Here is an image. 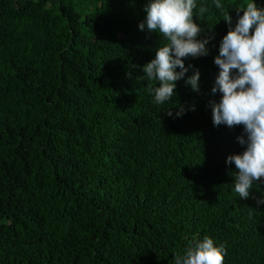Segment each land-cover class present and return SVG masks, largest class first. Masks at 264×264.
Here are the masks:
<instances>
[{"label": "trees", "instance_id": "16d2710c", "mask_svg": "<svg viewBox=\"0 0 264 264\" xmlns=\"http://www.w3.org/2000/svg\"><path fill=\"white\" fill-rule=\"evenodd\" d=\"M147 2L0 0V264H174L205 236L224 264H264V178L234 191L243 127L212 115L223 17L247 0H196L200 91L189 69L162 105L142 78L165 42L139 28Z\"/></svg>", "mask_w": 264, "mask_h": 264}, {"label": "clouds", "instance_id": "9594fccd", "mask_svg": "<svg viewBox=\"0 0 264 264\" xmlns=\"http://www.w3.org/2000/svg\"><path fill=\"white\" fill-rule=\"evenodd\" d=\"M217 9H223L220 0H214ZM196 0H148L144 6L145 19L140 30L158 33L162 40L155 58L143 66L148 80L147 90L154 95L157 105L172 100L176 82L184 78L189 69L193 74L186 84L193 91H200L201 73L194 65H185L189 57L207 56L208 39H200L202 29L194 20ZM238 10V21L232 26V17L225 13L223 19L229 30L223 37L219 55L214 64L219 73L215 78L213 93L221 94L219 102H212L213 123L228 128L243 127L238 137L244 151L229 155L227 164L235 165L234 191L241 199L250 196L254 182L264 178V8L256 0H247ZM243 15H239V11ZM208 8H198L203 17ZM179 69V71H177ZM151 81L158 82L152 86ZM192 110H195L193 106ZM185 112L183 106L176 116ZM168 115H173L171 111ZM264 203V200L257 201ZM227 250L216 245L211 237L189 242L182 255L176 254L174 264H224Z\"/></svg>", "mask_w": 264, "mask_h": 264}]
</instances>
